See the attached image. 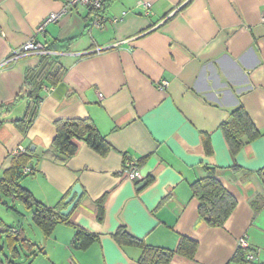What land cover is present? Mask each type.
<instances>
[{
	"label": "crops",
	"instance_id": "crops-1",
	"mask_svg": "<svg viewBox=\"0 0 264 264\" xmlns=\"http://www.w3.org/2000/svg\"><path fill=\"white\" fill-rule=\"evenodd\" d=\"M140 2H150V10ZM107 3L108 23L99 30L90 27L89 8L67 0H0V107L15 100L26 69L41 59H11L15 49L34 39L66 67L61 84L45 90L26 137L10 122L0 127V178L15 150L34 145L27 165L34 172L22 186L61 211L80 183L83 193L69 219L89 235L76 242L70 224H57L50 236L38 227L32 249L39 248L42 264H139L142 247L114 237L124 228L157 248L176 251L182 238L197 243L193 257L176 252L169 264H264V0ZM63 10L36 34L46 17ZM240 106L262 135L242 136L235 152L221 125ZM22 111L16 106L12 116ZM74 118L92 119L110 149L100 153L77 141L66 161L42 156L56 136L55 122ZM128 158L137 159L143 181L119 175ZM207 167L237 201L223 227L200 216L192 192ZM19 214L0 215L1 264L22 258L13 250L21 246L17 235L6 231L24 230ZM242 238L249 247L236 260Z\"/></svg>",
	"mask_w": 264,
	"mask_h": 264
},
{
	"label": "trees",
	"instance_id": "trees-1",
	"mask_svg": "<svg viewBox=\"0 0 264 264\" xmlns=\"http://www.w3.org/2000/svg\"><path fill=\"white\" fill-rule=\"evenodd\" d=\"M107 2L104 12L108 5ZM65 73L66 67L57 56L50 53L42 54L37 66L26 69L23 86L15 100L0 107V127L10 122L26 137L38 116L40 103L45 96V88L61 84ZM16 106H22L23 111L19 116H12V110ZM55 126L56 136L51 146L43 152L42 156L44 157L60 162L66 161L76 153L77 141L85 142L100 153H106L110 149V144L105 136L100 133L95 122L90 118L60 119L55 122ZM221 128L235 152L242 146V136L247 135L251 140H255L262 135L242 106L231 112L229 119L221 125ZM30 146L29 144L21 153L13 154L10 168L5 177L0 178V201L1 195H6L14 196L24 203L26 208L31 210L33 221L46 236L52 234L57 224L67 223L75 228L74 241H81L85 236H89L83 228L73 224L69 216H62L57 208L48 207L37 200L28 189L22 186L21 180L34 172L33 170L26 174L23 171L34 157ZM206 171L205 177L191 184L192 192L199 200L200 216L212 227H223L234 211L237 201L218 180L215 168L207 167ZM260 176L264 183V170L260 172ZM99 204L101 213L103 211L102 201ZM6 231L17 235L16 239L21 242V245L23 244L32 252L34 244L20 236L22 228L8 226ZM3 232H0V241ZM114 237L120 244H135L142 247L139 264H169L176 252L191 258L197 250V243L186 238L181 239L176 251L145 245L142 241L131 236L124 228H120ZM13 250L18 252V248L15 246ZM246 251L247 248L239 247L235 259L244 260ZM10 263L15 264L13 261Z\"/></svg>",
	"mask_w": 264,
	"mask_h": 264
},
{
	"label": "built area",
	"instance_id": "built-area-1",
	"mask_svg": "<svg viewBox=\"0 0 264 264\" xmlns=\"http://www.w3.org/2000/svg\"><path fill=\"white\" fill-rule=\"evenodd\" d=\"M107 0H67V6L75 7V6H85L91 10L92 20L90 27L102 30L106 27L108 23V18L104 12V7ZM143 8L146 11H149L151 8L150 2H140ZM64 12H52L48 17H46L36 29V34H43L46 30V27L52 23L56 22L60 19L62 13ZM262 22L264 23V14L262 16ZM50 53L46 47L42 44L36 42L34 39L30 40L26 44L21 47L15 49L12 53L11 59H19L22 57L30 56V55H42ZM168 82H163L162 86H167ZM50 89L46 87L45 90ZM25 151V148H19L14 151L13 154H18ZM26 174L31 173L33 171L31 166L24 167L23 170ZM119 175L124 178L133 179L137 182H141L145 179L144 175L140 170L139 163L135 158H128L125 160L123 167L121 168ZM239 247L248 248V242L246 239L242 238L240 240ZM248 262H253L255 260L254 252L250 251L246 256Z\"/></svg>",
	"mask_w": 264,
	"mask_h": 264
},
{
	"label": "rangeland",
	"instance_id": "rangeland-1",
	"mask_svg": "<svg viewBox=\"0 0 264 264\" xmlns=\"http://www.w3.org/2000/svg\"><path fill=\"white\" fill-rule=\"evenodd\" d=\"M20 202L21 201L19 200L12 201L11 199L7 198V196L1 195L0 215H4V213L7 212L11 216V219H20L19 213H24V216H22L21 220V224L24 227L22 237H25L27 239H30V241L37 243V241H39L40 239V230L38 229L39 226H37L33 221L32 214L27 209H24L23 205ZM37 244L39 245V243ZM18 249L22 254V258L16 260V264H42V261H44V263L47 262L45 259L37 256L41 253L38 247H36L31 252V250L27 249V247L22 244L18 247Z\"/></svg>",
	"mask_w": 264,
	"mask_h": 264
},
{
	"label": "water",
	"instance_id": "water-1",
	"mask_svg": "<svg viewBox=\"0 0 264 264\" xmlns=\"http://www.w3.org/2000/svg\"><path fill=\"white\" fill-rule=\"evenodd\" d=\"M30 150L34 151L35 146L31 145ZM82 193H83L82 186L80 185V183H76L73 186L69 196L64 201L66 208L60 211L62 216L67 217L70 215V213L72 212V210L76 206L77 202L79 201L80 197L82 196Z\"/></svg>",
	"mask_w": 264,
	"mask_h": 264
}]
</instances>
